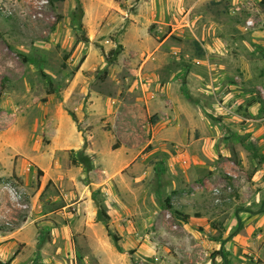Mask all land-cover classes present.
I'll return each mask as SVG.
<instances>
[{
    "label": "rangeland",
    "instance_id": "1",
    "mask_svg": "<svg viewBox=\"0 0 264 264\" xmlns=\"http://www.w3.org/2000/svg\"><path fill=\"white\" fill-rule=\"evenodd\" d=\"M0 168V264H264V0H0Z\"/></svg>",
    "mask_w": 264,
    "mask_h": 264
},
{
    "label": "trees",
    "instance_id": "2",
    "mask_svg": "<svg viewBox=\"0 0 264 264\" xmlns=\"http://www.w3.org/2000/svg\"><path fill=\"white\" fill-rule=\"evenodd\" d=\"M115 51H116L115 49L109 50V52L107 54V58H110L109 55H111V53H115ZM79 66H80V62H79V64H77L76 69H78ZM70 114H71L72 118L74 119V114L73 113H70ZM73 163H77V160L74 159ZM42 172L43 171L41 168H37V174L38 175H41ZM166 202L168 203V199H166ZM167 205H169V204H167ZM168 207H171V206H168ZM99 213L103 216L105 221L109 219V215L106 213L105 209L101 205L99 206ZM106 228H107V234L112 238L114 244L116 246H118L119 236L110 232V230L108 229L107 223H106ZM132 251L133 250H131L130 252L132 253ZM3 264H8V262H4Z\"/></svg>",
    "mask_w": 264,
    "mask_h": 264
},
{
    "label": "crops",
    "instance_id": "3",
    "mask_svg": "<svg viewBox=\"0 0 264 264\" xmlns=\"http://www.w3.org/2000/svg\"><path fill=\"white\" fill-rule=\"evenodd\" d=\"M79 77V74H78V72L77 73H75V75H74V78L76 79V78H78ZM127 107H129V106H127ZM128 109V108H127ZM129 110V109H128ZM129 112H130V110H129ZM125 115H128L127 117H126V123L128 124V123H132V122H130L129 121V114H128V111L127 112H125ZM132 121V120H131ZM124 156H126V157H124L119 163H114V165H116L115 167H117V166H120L121 164H123V163H126V162H128V160H129V156L128 155H124ZM112 169H116V168H112ZM10 170H12V168H0V174H2V173H5V174H8L9 172H11ZM85 205L86 206H88V207H91V205L86 201L85 202ZM90 211H92V207H91V209H90ZM84 215V214H83ZM14 232V231H13Z\"/></svg>",
    "mask_w": 264,
    "mask_h": 264
}]
</instances>
